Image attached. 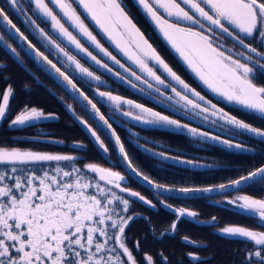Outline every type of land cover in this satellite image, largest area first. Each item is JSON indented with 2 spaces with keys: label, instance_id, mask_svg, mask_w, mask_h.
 Instances as JSON below:
<instances>
[{
  "label": "snow or ice",
  "instance_id": "snow-or-ice-1",
  "mask_svg": "<svg viewBox=\"0 0 264 264\" xmlns=\"http://www.w3.org/2000/svg\"><path fill=\"white\" fill-rule=\"evenodd\" d=\"M135 3L207 90L237 106L236 111L264 122V83L259 82L264 77V0H135ZM13 18L23 23L40 47L21 31ZM93 26L99 31L95 32ZM0 30L16 39L20 48L46 72L62 78L79 94L74 98L83 97L87 103L82 107L88 111L90 106L89 116L95 127L79 116L76 119L94 145L113 163L105 139L112 142L119 155L118 162L137 179L159 190L158 195L179 193L195 199L197 193L227 188L243 191L255 187L264 191V126H254L230 114L218 106L219 102L206 98L186 82L137 26L124 0H0ZM105 39L131 64L114 55L102 43ZM0 42L20 64L24 63L16 47L7 43L3 35ZM229 42L231 47L226 46ZM82 60L91 61L97 70ZM70 68L94 91V97L78 86ZM100 69L142 94L151 90L147 92L148 98L155 99L172 115L113 90H101L108 79L98 74ZM6 71L7 65L0 61V77L5 82L10 79L4 75ZM24 90L29 91L28 85ZM15 96L14 86L8 83L0 93V126L8 121V129L22 131L59 119L58 114L45 112L30 101L13 116ZM98 104L108 109L107 115ZM68 108L75 115L71 105ZM197 120L200 123L194 125ZM129 121L186 135L190 138L189 146L207 149L222 145L242 155L253 153L260 158L259 166L240 167L241 174L227 184L200 187L160 183L134 165L114 124L124 125L138 147L159 157L154 163L159 171L167 172L181 165L190 168L212 165L201 164L199 159L182 153L172 154L170 148L154 150V145L146 146L147 137L141 141L140 133L133 131L134 125ZM205 124L210 125L208 130L203 127ZM13 140L63 144L62 140L43 134ZM72 148L80 151L86 145L74 142ZM79 159L71 154L0 144V264H171L163 252L158 254V261L148 253L138 258L139 240L129 246L127 229L136 219L131 214L130 197L152 209H157L158 204L169 209L177 217L169 233L177 231L178 223L185 218L218 228L215 217L201 221L197 212L174 208L166 199L153 202L131 190L125 174L96 163L80 167ZM227 203L235 214L256 222V228L219 229L222 237L238 238L244 243L236 254L237 264H264V231L259 230L264 228V198L245 194ZM184 239L190 242L187 237Z\"/></svg>",
  "mask_w": 264,
  "mask_h": 264
},
{
  "label": "trees",
  "instance_id": "trees-1",
  "mask_svg": "<svg viewBox=\"0 0 264 264\" xmlns=\"http://www.w3.org/2000/svg\"><path fill=\"white\" fill-rule=\"evenodd\" d=\"M139 24L141 28H145L148 34L150 29L146 23L140 20ZM3 34L5 41L16 47L26 66V68L21 67L0 47V61H3L7 65V71L4 72V75L10 77L7 82L0 77V93L7 87L8 83L12 84L16 90L15 99L12 101V115L14 116L23 107L25 102L30 101L32 105L43 108L45 112L58 114L59 119L48 121L34 128H27L22 131L8 129V121H5L0 126V144L6 143L32 150L76 155L80 157L77 161L80 167H83L87 163H96L101 167L113 168L125 174L123 168L119 165L111 142L105 139V143L110 149V157L113 163H109L108 158H105L98 147L94 145L92 139L74 118V115L67 111L62 99L72 103L75 114L87 119L95 127V122L90 119V116L63 88L40 69L6 33ZM153 41L157 50L174 70L186 79L191 77L183 65L177 61L169 48L156 35L153 37ZM25 85H28L29 91L24 90ZM210 99L213 102H219L218 106L223 107L230 114L233 112L234 115L245 119L254 126H264V122L252 116H246L243 112L236 111V107L228 106L213 97H210ZM98 106L101 107L102 112L106 115L108 114L106 107L100 104ZM113 126L116 128L118 135L121 136L122 142L125 143L126 150L133 158L134 165L160 183L200 187L225 184L241 174L239 171L240 167H251L253 164L259 166L260 158L255 156V154L242 155L234 151H228L226 148L220 146L209 147L207 149L197 147L195 144L189 146L190 138L186 135L172 134L169 131L153 128L137 127L136 130L141 135L140 140L143 141L147 137L146 146L154 145V150L170 148L172 154L182 153L189 158L195 157L200 162H206L215 166L214 168L205 170H193L179 166L171 168L167 172H162L157 167H154V163L159 158L153 156L151 152H146L144 148L138 147L135 142L131 141L125 128L117 124ZM42 134L54 140H62L63 144L43 141L32 142L29 140H19L17 142L13 140V137L41 136ZM101 135L103 139L104 136L103 134ZM156 141L159 143H155ZM74 142H82L86 145V148L74 151L72 148ZM127 184L131 190L140 192L146 199L153 200V202L166 199L174 208L184 207L197 212V218L201 221H210L215 217L218 224L217 228L208 223L197 224L191 218L190 220L185 218L178 223L177 231L171 234L168 230L177 217L169 209L159 204L157 209H152L136 200V198L130 197L129 199L133 201L131 214L135 215L136 219L131 223L127 232L130 237V247L134 246L137 240L140 241L138 258L142 259L143 255L148 253L153 255L154 259L158 261V254L163 252L169 258L171 264H237L238 256L236 254L240 248L244 247L243 244L239 246V244H235L230 239L222 237L219 229L226 226L256 228L254 219H249L244 215H237L234 210L225 208L218 203H212L211 200L213 198L176 200L160 197L139 186L130 178ZM245 191H247L245 193L256 198H264V191H261L259 188L250 187ZM259 230L264 231V228H260ZM162 233L167 234L162 235ZM185 237L190 242L186 243ZM190 253L192 254L191 256L189 255ZM193 256L196 258L194 259Z\"/></svg>",
  "mask_w": 264,
  "mask_h": 264
},
{
  "label": "flooded vegetation",
  "instance_id": "flooded-vegetation-1",
  "mask_svg": "<svg viewBox=\"0 0 264 264\" xmlns=\"http://www.w3.org/2000/svg\"><path fill=\"white\" fill-rule=\"evenodd\" d=\"M124 4L126 5V10L129 11L130 15L134 19V22L141 29V31L145 33L146 37H152L153 38L156 35L159 38V35H161V34L159 33L158 29H156V27L154 26L153 22H151L150 18H148L147 15L137 6V4L135 3V0H124ZM13 19H14V22L17 24V26L21 28V31H25V35H28L29 39L32 40V42L34 44H36L37 47H40V44L38 43L37 39H35L32 35H30L24 29L23 23L21 21H19V20H16L15 18H13ZM140 20H142L144 23H146L147 27L150 29L148 34L146 33L145 28H141V26L139 24ZM42 26L47 27L46 25H42ZM93 30L95 32L99 31L98 29H95L94 26H93ZM161 37H162V35H161ZM102 43H104L105 46L108 47L109 50L112 51L114 55H117V57L119 59H121L122 62H126L127 64H131V62L127 61L126 58L123 57V55L121 53H119L118 50H116L113 45H111L109 42L106 41V39L102 40ZM226 46L227 47H231L232 46L231 42H229ZM41 50L43 51L44 49L41 48ZM70 50H72V49H70ZM80 56H82V54H80ZM108 62L111 63L110 61H108ZM82 63H85L86 66H89L93 70H97L96 66L91 61L82 60ZM132 67L135 69V65H132ZM185 69L187 70V72L189 73V75L191 77L188 78V79H186L184 77H182V78L185 79L186 82H188L190 85L195 87L197 90L201 91L202 94L206 95V98L210 99V97H213L208 92V90H206L205 87L198 80H196L194 78L195 76L191 73V71L188 70L187 68H185ZM69 71L73 75V78L77 81L78 86H80L82 88V90H84L90 97H94L95 96L94 91L89 89L88 84L84 83L79 78V74L75 73L71 68L69 69ZM99 71L104 72V70H102V69L98 70V72ZM120 71H122V70H120ZM105 74H107V73H105ZM107 79H108V83H110V84L106 85V89L107 90H113V91L117 92L118 94H120V95H122V96H124L126 98H131V99L135 100L136 102L143 103V104H145L148 107H152L154 110L162 111V112H165V114L172 115L171 112H166L165 109H162L161 106L156 102L155 99H149L148 96H147V92H148L147 90H146L145 93L142 94L138 90L131 89L127 84H120V82L118 80H116L114 76L113 77H107ZM103 87H105V86H103ZM213 98H215V97H213ZM219 101H221V100H219ZM175 118H180V117L176 116ZM198 124L199 123L194 122V125H198ZM159 130L169 131L167 129H159ZM188 210H190V209H188ZM186 219L190 220V218H186ZM228 239H230L231 241L235 242V244H239V246H241L242 244L244 246V243L238 238H236V239L228 238ZM242 248H244V247H242ZM242 248H240L239 250H241Z\"/></svg>",
  "mask_w": 264,
  "mask_h": 264
},
{
  "label": "water",
  "instance_id": "water-1",
  "mask_svg": "<svg viewBox=\"0 0 264 264\" xmlns=\"http://www.w3.org/2000/svg\"><path fill=\"white\" fill-rule=\"evenodd\" d=\"M6 32V31H5ZM7 33V32H6ZM8 34V33H7ZM10 37V36H9ZM11 38V37H10ZM20 48L19 43L16 39L11 38ZM0 46L7 52V54L15 61L17 62L21 67L25 68L24 64H20L15 58L14 56L10 53V50H8L5 45L3 44V42H0ZM25 47H27L25 45ZM21 49V48H20ZM26 55L27 53L21 49ZM28 56V55H27ZM29 57V56H28ZM40 69H42L48 76H50L61 88H63L73 99L75 102H77L80 107L84 110V108L82 107L83 104H86L87 102L83 100V97H79V99H76L74 97H77L79 94L76 93L74 90L71 89L70 86H67L66 82H63L62 78L57 79L55 76L50 75L48 72H46L44 70L43 67H40V65L38 64V62L34 59H32L31 57H29ZM54 71V70H53ZM85 111V110H84ZM91 111V108L89 106V110L85 111L88 115L89 112ZM111 144L113 145V143L111 142ZM114 148V146H113ZM117 159L119 161V155L117 150L114 148ZM119 165L123 168L125 174L131 179L133 180L135 183H137L139 186L145 188L146 190L153 192L154 194L158 195V191L156 189L151 188V186H149L146 182H144L142 179H137L135 176H133L130 172H127V170L123 167L122 164L119 163ZM227 184V183H225ZM246 189V188H245ZM236 192H240V191H235L232 188H227V189H223V190H216L214 192L211 193H197L195 199H189V198H184L183 194H175V195H171L169 196L168 194L164 195V196H160V197H165V198H171V199H176V200H197V199H206V198H215V197H219V196H224V195H228V194H233ZM174 232H171V234H173Z\"/></svg>",
  "mask_w": 264,
  "mask_h": 264
},
{
  "label": "rangeland",
  "instance_id": "rangeland-1",
  "mask_svg": "<svg viewBox=\"0 0 264 264\" xmlns=\"http://www.w3.org/2000/svg\"><path fill=\"white\" fill-rule=\"evenodd\" d=\"M3 33H6L5 31L3 32L2 30H0V35H3L4 36V34ZM7 34V33H6ZM8 35V34H7ZM159 35V34H158ZM149 38V40H150V42L153 44V46L154 47H156L155 45H154V41H153V38L152 37H148ZM4 39H5V36H4ZM159 39L164 43V44H166V46L169 48V50L172 52V54L175 56V58L177 59V61L181 64V65H183V67L184 68H187V66L185 65V64H183V62L178 58V55L177 54H175L174 53V50H171V48H170V45H167V43L163 40V38L161 37V35H159ZM1 47V46H0ZM2 48V47H1ZM3 49V48H2ZM4 50V49H3ZM5 51V50H4ZM6 52V51H5ZM18 52V51H17ZM189 70V69H188ZM99 74H102L106 79H107V77H108V75L107 74H105L104 72H101V71H99L98 72ZM179 74V73H178ZM194 75V74H193ZM196 80H198V78H196V77H194ZM116 79V78H115ZM113 80V79H112ZM117 80V79H116ZM199 81V80H198ZM260 83H264V77H262L261 78V80L259 81ZM93 83H95V82H93ZM108 84H110V83H108ZM206 89V88H205ZM101 90H107L106 89V85H105V87H102L101 88ZM148 92L149 91H151V90H148V89H146ZM207 90V89H206ZM208 92L213 96V97H215L218 101L219 100H221V102L222 103H225L226 105H228V106H231V107H237V106H234V105H231V104H228L227 102H225V101H223L222 100V98H220V97H217L215 94H213V93H211L209 90H208ZM62 102H63V104H64V106H65V108L67 109V111H69L71 114H73V111H70L69 110V108H68V105H71V107H72V110H74V108H73V104L72 103H69L68 101H65L64 99H62ZM236 112V111H235ZM74 113H75V111H74ZM107 113H108V110H107ZM231 114H234L233 112L231 113ZM76 114L74 115V118L76 119ZM79 116V115H78ZM80 118H82V119H84V120H87V119H85V118H83V117H81V116H79ZM125 120H127V118H124ZM77 120V119H76ZM78 121V123L80 124V122H79V120H77ZM88 121V120H87ZM89 122V121H88ZM195 122H197V123H200V121L199 120H197V121H195ZM118 126H121V127H123V128H125L126 130H127V128L124 126V125H121V124H119V122H117L116 123ZM129 124L130 125H134V128H133V131H135V132H138L137 130H136V128L137 127H140V128H150L149 126H146V125H143V124H140V123H137V122H135V121H129ZM81 125V124H80ZM82 126V125H81ZM83 127V126H82ZM204 128H205V130H208L209 129V127H210V125L209 124H205L204 126H203ZM84 128V127H83ZM213 131H214V129H213ZM128 132V131H127ZM128 135H129V139H130V133L128 132ZM139 139H141V135L139 136ZM254 139H256V138H254ZM131 140V139H130ZM132 141V140H131ZM251 142V141H250ZM214 142H211V141H209V144H213ZM197 147H201V146H198V145H196ZM220 147H223V148H225L224 146H222V145H220ZM228 150V149H227ZM228 151H234V150H228ZM250 154H253V153H250ZM157 158H159V157H157ZM157 160H159V159H157ZM201 164H206V165H211V164H208V163H206V162H201ZM180 167H185V168H189V169H193V170H205V169H210V168H214L215 166H213L212 165V167H197V168H190L189 166H184V165H181ZM113 169V168H112ZM113 170H115V169H113ZM116 171V170H115ZM247 189V188H246ZM246 189H244L243 191H240V192H236V193H233V194H228V195H224V196H219V197H215V199L213 198L212 200H211V202L212 203H218V204H220V205H222L223 207H225V208H228V209H231V210H234L233 208H232V206H230L228 203H227V200H229V199H232L233 197H235V196H238V195H245V194H247V195H249L248 193H245V192H247V191H245ZM254 197V196H253ZM254 198H256V197H254ZM217 199V200H216Z\"/></svg>",
  "mask_w": 264,
  "mask_h": 264
}]
</instances>
